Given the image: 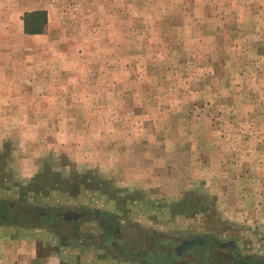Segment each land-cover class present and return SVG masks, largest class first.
Returning a JSON list of instances; mask_svg holds the SVG:
<instances>
[{
	"label": "rangeland",
	"instance_id": "1",
	"mask_svg": "<svg viewBox=\"0 0 264 264\" xmlns=\"http://www.w3.org/2000/svg\"><path fill=\"white\" fill-rule=\"evenodd\" d=\"M27 1L0 0V200L90 212L0 221V264H264V0H37L43 38Z\"/></svg>",
	"mask_w": 264,
	"mask_h": 264
},
{
	"label": "trees",
	"instance_id": "2",
	"mask_svg": "<svg viewBox=\"0 0 264 264\" xmlns=\"http://www.w3.org/2000/svg\"><path fill=\"white\" fill-rule=\"evenodd\" d=\"M24 29L26 33L35 34L42 33L47 23L46 13L41 10L32 11L25 13L24 17ZM13 216L19 217L20 220L16 221L17 224L21 225H32L37 226H49V220L53 224H57V221L66 222L70 217L62 213H58L52 208H45L34 206V204L22 203L16 200H0V221L15 222ZM22 218V219H21ZM71 222V221H70ZM68 221V223L70 224ZM73 222V221H72ZM76 226H80V223H76Z\"/></svg>",
	"mask_w": 264,
	"mask_h": 264
},
{
	"label": "crops",
	"instance_id": "3",
	"mask_svg": "<svg viewBox=\"0 0 264 264\" xmlns=\"http://www.w3.org/2000/svg\"><path fill=\"white\" fill-rule=\"evenodd\" d=\"M37 10H41V11H44L46 13V18H47V23L45 25V29L42 33H35V34H30V33H26L25 32V29H24V20H23V17L25 15V13H28V12H32V11H37ZM59 11V5L55 4V2H40V1H35V2H32V0L30 1H27L26 4H25V7L23 9V11L21 12V14L19 15L20 17L22 16V19L20 20L21 21V24H22V28L21 30H18L19 32L22 33V36L24 37H48V35L46 34V31H48L51 27H53V25L55 26L54 22H52L51 20V17L52 16H57V13ZM0 112H7V111H14V112H17V110L19 109L20 106H8V105H2L0 104ZM10 107V108H9ZM29 157V156H28ZM19 161H23V163L25 162L24 164V167H22L23 165H21V168H20V171L19 173H17V176L19 177H23L25 173H27L28 171H31V174L32 175H38V158L36 157H29V158H23ZM28 161H32V164H30ZM0 165L2 166L3 165V161L0 163ZM31 169H29V168ZM1 169V168H0ZM4 178L2 176V173H0V180ZM20 239H16V241H19ZM26 242V241H25ZM3 243H5V241L3 240ZM27 245V243H26ZM16 247H19L18 245H15ZM22 251V250H21ZM24 251V250H23ZM29 252V249L27 250ZM35 252V251H34ZM55 255H58V254H51V255H48L46 256L45 258H42L43 260V264H59V260L57 258V256ZM33 257H36L37 258V255H33Z\"/></svg>",
	"mask_w": 264,
	"mask_h": 264
},
{
	"label": "flooded vegetation",
	"instance_id": "4",
	"mask_svg": "<svg viewBox=\"0 0 264 264\" xmlns=\"http://www.w3.org/2000/svg\"><path fill=\"white\" fill-rule=\"evenodd\" d=\"M89 209L83 210L81 213L79 214H75V215H68L70 218L67 219V221H73L76 223H83V221L88 220V216H89ZM96 221L100 224H102L104 221H109L108 219H110V216H105L102 213H99L98 211H96ZM106 233L110 234L113 233L112 228H110V226L108 225V228L106 229ZM181 247H182V254H179V250H177V248L175 249L173 254H170V258L168 259V261H174V257L175 256H179L182 257L186 254H188V252H195V254L197 255V257H201L202 255H209L210 252V246L215 243V239L212 238L211 236H206L203 238H190L189 240H181ZM114 244V243H113ZM233 243H229V245L231 246L230 248L232 250H234L236 252V247L233 245H231ZM178 254V255H176ZM156 255H154L155 257ZM221 256L224 257L225 259V263L224 264H253L252 260H243L242 256L240 254H238L237 252L234 254V256H230V255H224L222 254ZM213 260H217V263L220 262L218 261V257H215V259Z\"/></svg>",
	"mask_w": 264,
	"mask_h": 264
}]
</instances>
